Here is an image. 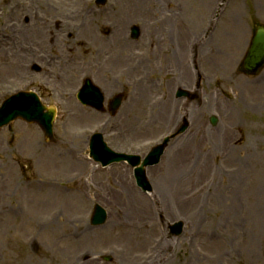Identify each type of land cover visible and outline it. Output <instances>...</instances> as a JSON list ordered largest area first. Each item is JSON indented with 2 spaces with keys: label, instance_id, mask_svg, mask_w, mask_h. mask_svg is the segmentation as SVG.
Returning <instances> with one entry per match:
<instances>
[{
  "label": "rangeland",
  "instance_id": "obj_1",
  "mask_svg": "<svg viewBox=\"0 0 264 264\" xmlns=\"http://www.w3.org/2000/svg\"><path fill=\"white\" fill-rule=\"evenodd\" d=\"M130 1L107 0L102 7L96 0H76L77 4L75 0H0V40H12L15 48L18 43L29 44L34 50V55L28 57L24 52L17 60L6 45L0 48V105L10 95L26 90L37 92L58 110L56 143H48L38 126L23 121L0 130V190L5 194H0V264H150L152 257L157 258L154 264H163L168 258L172 264H264V69L258 76L242 69L256 28L264 25V0H217L214 12L207 0H152L141 13L150 26L141 20L130 25H126L128 18L120 20L123 9L134 5ZM179 13L181 20L167 19ZM50 23L54 34L45 41L37 32ZM83 23L101 41L86 40L81 47L72 44L74 35L65 41L66 36L59 33L70 28L75 34L72 27ZM134 27L140 31L138 41L130 36ZM17 28L21 35L11 39ZM119 33L128 45L126 51L134 55L128 64L122 62L116 68L115 59L121 53L104 43ZM52 39L57 51L53 53L72 54V61L52 58L45 48L52 45ZM209 42L214 51L206 57ZM194 44H199V67L205 77L204 103L198 108L172 101L176 83L191 86L183 70L170 61L171 50L176 45L184 48V64L195 81ZM39 47L44 56L36 59ZM36 66L41 67L40 72ZM22 68L24 76L12 78L13 69ZM52 70L65 79L67 74L69 81L61 84L49 73ZM88 77L103 90L106 102L118 93L126 96L115 116L78 102L77 93ZM216 83L226 95L215 90ZM161 92L168 95L169 102L160 97ZM187 111L189 130L171 142L160 165L150 170L163 174L170 152L174 158L195 147L198 155L193 165L204 166V158L216 175L211 177L208 170L202 175L201 168L196 172L202 175L199 190L207 188L200 219L186 213L169 219L163 215L161 227L158 213L147 201L150 197L135 186L132 170L125 166L97 170V164L88 159L89 141L94 132H100L116 152L144 157L179 129ZM212 116L217 120L214 125ZM122 171L129 185L123 184L134 190V198L146 196L152 215L148 227L140 225L143 218L135 215L115 182ZM154 173L148 175L153 189ZM220 198L227 204H220ZM188 200L185 196L180 208ZM161 202L157 198L155 207L164 214L166 206ZM98 204L108 212V220L104 226L93 227L91 216ZM180 221L184 233L170 237L168 226ZM152 227L156 234L152 238L158 242H146L144 249L139 241ZM164 240L173 245L163 247ZM106 256L113 261H106Z\"/></svg>",
  "mask_w": 264,
  "mask_h": 264
},
{
  "label": "bare ground",
  "instance_id": "obj_2",
  "mask_svg": "<svg viewBox=\"0 0 264 264\" xmlns=\"http://www.w3.org/2000/svg\"><path fill=\"white\" fill-rule=\"evenodd\" d=\"M125 0H119V2H123ZM152 0H131L130 3L134 4L132 7H127L125 8V10L123 9V16L122 18H120V20L122 22H125V17L128 18V21L126 23V25H130L132 24V22L134 20H141L142 22L145 21L147 22V24H151L150 21L147 20V18L143 17L141 15L142 9L145 5H147L148 3H150ZM208 4L212 5L210 6V10H213L214 12V4L217 3V0H207ZM213 3V4H212ZM75 4H77L76 0H75ZM216 5V4H215ZM127 9V10H126ZM80 14H82L81 12H79ZM79 14V15H80ZM26 15V13L22 14V17H24ZM82 17V15H81ZM181 13L180 14H176L174 16H167V19L169 18H176L175 21H179L181 20ZM87 20V16H85V21ZM143 22V23H145ZM59 23H58V29L59 27ZM88 24H81L79 26H74L72 27L73 30H75V34H73L74 32H71V29H63V30H59V33L62 36H66V40L68 41V39L71 38V36L74 35V38L71 40L72 44H77L80 43L79 46L82 47V45H85L86 40H88L89 42H98L101 41L97 35L96 32L94 33L93 30H90L91 27L87 26ZM52 26L53 23H50L48 25L47 28L45 29H38V34L43 40L45 41H49V36L53 35V30H52ZM150 26V25H149ZM234 26H238L237 24H234ZM21 28H17V29H13L12 30V38L17 37L19 38V35H21ZM27 32V31H26ZM68 34V36H67ZM35 36V35H34ZM22 39V38H20ZM105 39V38H104ZM110 39V38H109ZM17 40V38H16ZM28 41L32 40V36L27 37ZM52 42H54V40H51ZM4 43V44H3ZM13 53L14 58L19 60L22 59V56H25L24 52H27L28 57H30L31 55H34V50L32 49V45L29 44H24V43H18L17 47L15 48L14 45L12 44V40H0V48H6L5 46ZM29 45V46H28ZM104 45H108L109 47H113L115 50H117V52L121 53L120 54V58L119 59H115L116 63H114L116 65V68L120 67V64H123L122 62H127V61H131L132 57H133V53L131 52H127L126 51V46H128L124 40V37L121 33H119L118 35L115 34V36L112 38V41L109 42L108 44L104 43ZM160 46V45H159ZM159 46H157V48H159ZM55 46L51 45L48 46L47 50L49 51H53L55 50ZM66 50L70 49V46H65L63 47ZM148 48V47H147ZM151 48V45H150ZM155 48V47H154ZM17 49V50H16ZM170 49V48H169ZM168 49V52H169ZM33 50V51H32ZM184 48L183 47H173L170 53V61L173 62L179 66V69L183 70V75L186 74V71H188V67H185L184 64V60H185V54H184ZM205 55L206 57H209V55L211 53H213L214 51V47L213 44L209 42L208 45L205 46ZM41 48L39 47V55L41 54ZM188 52V51H187ZM39 55L36 54L35 58L39 59ZM43 57V56H41ZM187 57V56H186ZM48 58H50L48 56ZM162 58H165V56H163ZM221 58V57H220ZM43 61L48 62L49 60H46L45 58H42ZM58 60L65 62V63H69L71 61V56L67 55L65 56L64 54H61L58 58ZM182 62V63H181ZM128 64V62H127ZM13 75L12 78H16V79H20L22 76H24V68H22L21 70L18 69H13ZM211 70H216V68L214 66H211ZM239 72H235V74H237ZM54 77H56L59 80L68 82V75L66 74V78L65 79L63 76H60L59 74L53 73ZM29 85H32V83H28ZM112 90H110L109 92H111ZM66 95V97H68L69 99L71 98V93L70 92H65L64 93ZM145 99H147V97L145 95H143L142 97V101H145ZM169 109V108H168ZM171 110H173L171 108ZM164 117V116H163ZM220 138V137H219ZM222 139H224L225 137H221ZM232 138V137H231ZM228 140V138H227ZM225 139V142L227 141ZM190 143V141H189ZM218 145H220L218 143ZM195 152V147L187 149L186 151H184L181 155L180 153L177 154L174 158L172 156V153L170 152V156H168V158L166 159L163 168H164V173L161 174V172H159L160 174H158L157 172L154 173V171L148 170L147 174L152 176V174L154 173V176H157V181H155L154 185H155V189L152 190L153 195L155 196V198H158V200H161V203H164V206H166L164 208V217L166 215V217H168V219L170 217H175L180 215V214H189L190 216H194L195 219H200V214L202 211H205L206 208V204H205V200L203 199V194H205V189H203L202 191L199 190V183L202 181L201 176L203 175V173L207 172V170L209 171V173H211V177L213 175V173L215 172L216 175V170L215 168L211 165V167H209V164H207L206 161H204L205 159L202 158V161L204 163V166H201L200 164L198 165V167H195L193 165L195 156H197L198 154ZM193 159V160H192ZM78 163H80V161H77ZM201 168V172L202 175L196 174L197 170ZM122 170V169H121ZM123 172L121 173V175H119L116 179L115 182H117L120 187V190L123 192L122 194L125 195V198L127 200L130 201V206L132 209H134L135 211V215H137L140 218H143L142 223H140V225L142 227H148V224L151 225V219H152V215L151 212L149 211V208L147 206L146 203V198L144 196H138L136 197V199L134 198V190L130 191L129 188H127L125 186V184H123L125 181L123 180ZM183 181H188L185 185H182L181 182ZM207 182H213L212 180H207ZM127 185H129L127 182H125ZM0 194L5 195L4 192L2 190H0ZM54 195H57L55 193H53ZM217 195H219L217 193ZM60 196V195H57ZM185 196L187 198H189V200L187 202H184V207L180 208V202H182V200L184 201ZM1 199H3V197H0V201ZM220 204H227L226 200L224 198H220ZM148 201V200H147ZM173 203H179V206H174ZM152 208V206H151ZM153 209V208H152ZM156 217V216H155ZM156 220V218H155ZM167 220V219H166ZM187 223V222H186ZM156 236L155 234V230L152 227L150 229V231L144 236V240L139 241V243H141V245L143 246V248L145 249V244H147L146 242H158V240H155L152 238L153 236ZM164 245L163 247H165L166 245H173L172 241H168V240H164ZM140 246V245H139ZM126 249H129V247H127ZM133 249L130 247V250ZM147 249V247H146ZM129 250H126L125 254L127 255ZM135 251V250H134ZM136 252V251H135ZM155 257L151 258L150 264H154V262L156 261ZM85 264H96L94 261L93 262H88ZM157 264V263H156ZM163 264H172L169 261V258L163 263Z\"/></svg>",
  "mask_w": 264,
  "mask_h": 264
},
{
  "label": "water",
  "instance_id": "obj_3",
  "mask_svg": "<svg viewBox=\"0 0 264 264\" xmlns=\"http://www.w3.org/2000/svg\"><path fill=\"white\" fill-rule=\"evenodd\" d=\"M245 66V68L250 71H258L264 66V28L262 27L258 28L253 47L249 57L245 61ZM29 96L31 95H20L16 101H13L12 99L5 104V107L0 110V126L22 117L29 122H38L44 127L47 137L53 138V120L55 118V112L53 110H49L47 113H44L46 110L45 106L39 103L37 99H34L35 97L33 98V96ZM80 98L85 104L93 105L98 109L103 108V95L101 94L100 90L92 86V83L89 80L86 82L85 88L81 92ZM121 98L122 97L116 98L115 102L112 104L113 112H115L120 106ZM26 108H31L32 110L28 111ZM165 146L166 144L159 146L151 153L144 163L141 164L139 174L144 185H147L144 172L145 167L150 164L152 160L160 158L161 154L164 152ZM92 152L98 159H101L102 161L114 154L107 148L101 135H97L96 139L92 143ZM135 159L139 160V158ZM100 214L101 212L98 211L96 217H99ZM180 227L181 226L179 225L175 231L177 232Z\"/></svg>",
  "mask_w": 264,
  "mask_h": 264
}]
</instances>
